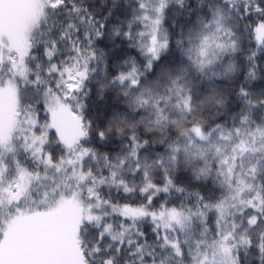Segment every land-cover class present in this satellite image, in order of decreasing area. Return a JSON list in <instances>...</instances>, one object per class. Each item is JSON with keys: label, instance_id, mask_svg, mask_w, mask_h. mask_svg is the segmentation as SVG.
<instances>
[{"label": "snow or ice", "instance_id": "obj_1", "mask_svg": "<svg viewBox=\"0 0 264 264\" xmlns=\"http://www.w3.org/2000/svg\"><path fill=\"white\" fill-rule=\"evenodd\" d=\"M0 264H264V0H0Z\"/></svg>", "mask_w": 264, "mask_h": 264}]
</instances>
